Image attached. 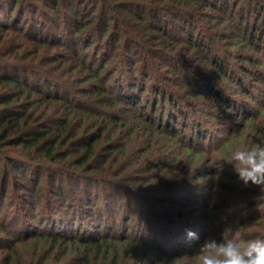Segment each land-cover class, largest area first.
<instances>
[{
	"label": "trees",
	"instance_id": "trees-1",
	"mask_svg": "<svg viewBox=\"0 0 264 264\" xmlns=\"http://www.w3.org/2000/svg\"><path fill=\"white\" fill-rule=\"evenodd\" d=\"M246 1L262 18L249 31L233 21L243 0H0V206L23 197L26 203H45L44 215L51 211L42 232L27 224L24 213L0 219V264H141L142 240L111 234L104 213L119 198L144 199L160 174L172 173L161 163L164 158L149 160L154 140L164 137L165 127L169 138L183 140L187 125L180 130L170 121L186 118L185 106H195L206 88L202 76L197 87L187 89L189 100L151 84L144 41L159 48L168 43L172 52L181 46L203 52L201 60L225 76V63L210 43V25L223 30L220 41L231 34L232 46L242 48L247 34L252 46L260 44L264 0ZM180 62L162 64L177 72ZM213 89L215 100L225 104V95ZM140 130L146 141L131 146ZM257 137L256 144H264V132ZM238 194L245 215L239 227L260 224L264 236V193L256 186ZM128 209L124 225L132 216L131 205ZM84 218L91 222L82 224ZM28 242L35 249L48 243L49 250H34L29 258L15 250ZM151 242L150 253L160 260L153 264H171L172 255Z\"/></svg>",
	"mask_w": 264,
	"mask_h": 264
},
{
	"label": "rangeland",
	"instance_id": "rangeland-1",
	"mask_svg": "<svg viewBox=\"0 0 264 264\" xmlns=\"http://www.w3.org/2000/svg\"><path fill=\"white\" fill-rule=\"evenodd\" d=\"M242 5L243 10L240 14L234 15L233 21L234 24L240 25L239 27L245 28L248 25L249 31L257 21L261 23V11L259 8L249 6V1L243 0L239 6ZM165 16L168 15L165 14ZM210 28L213 38L210 43L216 55L225 63V76L212 72V68L201 60L203 52L200 53L198 50H190L183 46L172 52L168 43L160 44L159 48L157 43L144 41V62L152 67L150 73L155 78L153 81L149 78L147 84L150 81L151 84L158 82L168 92H176L185 99L189 94L187 89L197 87V82L202 79V76L206 78V82L201 84L206 88H204V97L193 103L195 106H190V104L185 106L186 118L181 117L179 121H170L172 127L176 126L180 130L184 127V123L187 125L185 131L181 133L183 140L178 142L169 138L167 133L169 131L166 127L164 137L160 139L156 137L154 140L151 155L148 156L149 160L164 158L161 163L164 161L162 164L166 165V171L172 169V173L167 178L165 174H160L158 184L152 187L151 183L148 184L147 188H151L145 189L148 196L144 199H131L130 202L119 198L115 200L116 202L114 201L113 209L104 213L106 218L104 226L109 222L110 229H108L112 231L111 234L120 232L133 238L136 237L139 241L142 240L144 251H138L139 257L143 259L141 264L160 262L159 255L154 252L150 253V247L153 246L152 240L157 242L160 250H165L167 254L172 255L171 264H190L192 261L195 262L194 252L197 245L205 238L219 239L223 233L243 234L248 238H255L256 233V237L262 236L260 235V224L246 223L243 227H239L242 223L241 218L245 215L241 213L244 207L239 204L241 195L238 192L244 188L245 190L254 189L256 186L251 183L244 185L232 166L221 161L229 158L235 146H255L257 136L264 132V37L259 41L260 44L256 42L252 46L250 44L252 38H249L247 34V38L242 42L244 46L238 48V46H232L234 38L231 34L228 33L227 36L230 38L220 41L219 35L223 31L221 27L211 24ZM259 33V30H256V34ZM200 34L206 36L203 32ZM239 42L236 41V43ZM156 47H158V54H156ZM179 59L181 62L177 72L172 69L167 71L162 64L169 61L168 65L172 67ZM209 79L212 82L210 81L208 88ZM186 83H189L190 88H185ZM212 89H218L221 94L225 95L226 99H223L225 104L215 100L212 96ZM189 100L187 101L190 102ZM187 101L185 102L188 103ZM168 109L170 110L169 107ZM196 129L205 134L206 139L204 136L197 135ZM193 131H195L194 134ZM142 134L141 130L136 132L131 146L136 142L146 141ZM191 137L194 139L191 140ZM227 141H230L229 147L225 146ZM188 146L192 147L193 152L189 153L186 150ZM199 152L200 155L196 154ZM136 156L138 157L137 153ZM169 160H175L173 165L169 164ZM155 165H157L156 162L153 163V166ZM152 172L158 174L157 171ZM141 174L145 175L146 172L143 171ZM160 198L165 200L164 204L158 201ZM14 200L15 203L6 199L3 207L0 206V219L8 213L14 216L24 213L27 224L38 227V230L42 232L41 229H44L48 218L47 214L51 213V211L46 215L42 213L45 210V203L43 202L44 204L40 206L30 200L26 203L23 197ZM166 201L171 203H166ZM99 202L103 203L102 200ZM130 205L132 216L128 224L124 225ZM210 208H215L216 211L209 214L208 209ZM258 211H262V208L250 209L248 214ZM161 214L165 218H159ZM83 220L91 222L90 219L84 218L82 224ZM188 231L198 233L200 240H188L186 236ZM35 248L33 243L28 242L19 243L15 250H23L27 255L32 254L34 250H49V244L47 243L42 249ZM56 250H65V247ZM136 250L140 249L136 248ZM143 253L148 256L144 258ZM27 257L29 258V255Z\"/></svg>",
	"mask_w": 264,
	"mask_h": 264
},
{
	"label": "clouds",
	"instance_id": "clouds-1",
	"mask_svg": "<svg viewBox=\"0 0 264 264\" xmlns=\"http://www.w3.org/2000/svg\"><path fill=\"white\" fill-rule=\"evenodd\" d=\"M244 185L251 183L264 193V144L235 146L226 161ZM187 239L199 241L198 233L188 231ZM195 264H264V236L248 238L234 233L219 239L205 238L194 252Z\"/></svg>",
	"mask_w": 264,
	"mask_h": 264
}]
</instances>
